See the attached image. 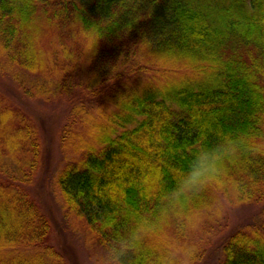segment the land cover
I'll use <instances>...</instances> for the list:
<instances>
[{
	"label": "trees",
	"instance_id": "obj_1",
	"mask_svg": "<svg viewBox=\"0 0 264 264\" xmlns=\"http://www.w3.org/2000/svg\"><path fill=\"white\" fill-rule=\"evenodd\" d=\"M0 60L19 90L0 89V264H69L27 186L44 146L24 97L66 104L59 146L78 157L55 179L101 244L159 207L200 146L264 136V0H0ZM224 183L264 204V156ZM226 233L214 264H264V215Z\"/></svg>",
	"mask_w": 264,
	"mask_h": 264
},
{
	"label": "clouds",
	"instance_id": "obj_2",
	"mask_svg": "<svg viewBox=\"0 0 264 264\" xmlns=\"http://www.w3.org/2000/svg\"><path fill=\"white\" fill-rule=\"evenodd\" d=\"M145 38L138 46H147ZM264 156V136L229 135L227 141L196 149L171 186L162 192L159 207L135 217L126 230L115 231L91 253L90 264H132L148 257L149 264H197L200 230L205 212L223 210L219 193L225 190L230 166L245 157ZM207 193H216L210 203L197 207Z\"/></svg>",
	"mask_w": 264,
	"mask_h": 264
},
{
	"label": "rangeland",
	"instance_id": "obj_3",
	"mask_svg": "<svg viewBox=\"0 0 264 264\" xmlns=\"http://www.w3.org/2000/svg\"><path fill=\"white\" fill-rule=\"evenodd\" d=\"M41 29L44 33L41 34L39 41L42 47H47L51 40L49 27L42 22ZM7 69L0 60V89L6 91L10 89L12 93L19 95L17 84L8 79V73L5 72ZM23 99L27 102L25 108L33 112L32 115L39 129H43V165L38 169L34 182L27 185L29 191L41 201L45 212L49 215L53 226L52 239L56 244H61L68 263L90 264L93 249L101 243L88 228L84 218L67 208L55 179L57 172L67 161L78 157L70 146L66 148L59 146L58 134L65 119L67 106L58 99L50 102L40 98L24 97ZM231 194H233L231 189L227 193L218 194L223 201V210L215 213L205 212V219L199 232L193 235V238L201 240L200 246L205 248L204 255L197 264L219 262L221 258L219 243L227 234V230L232 231L243 226L251 217L260 221L264 215V204L261 202L240 203ZM204 196L209 198L206 205L217 194L207 193Z\"/></svg>",
	"mask_w": 264,
	"mask_h": 264
}]
</instances>
